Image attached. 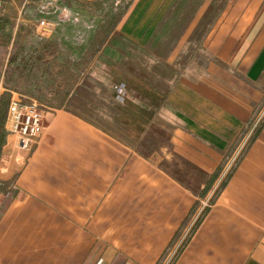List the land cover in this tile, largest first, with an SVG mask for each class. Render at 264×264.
<instances>
[{
    "label": "crops",
    "instance_id": "0c3cea01",
    "mask_svg": "<svg viewBox=\"0 0 264 264\" xmlns=\"http://www.w3.org/2000/svg\"><path fill=\"white\" fill-rule=\"evenodd\" d=\"M229 11L208 42L218 62L207 72L165 88L124 76V105L139 118L126 136L61 107L30 154L4 142L0 184L13 196L2 205L0 190V264H264V127L190 232L202 209L191 216L193 207L237 162L264 94V0ZM153 15L129 10L103 47H159ZM155 129L164 139L147 151L142 137Z\"/></svg>",
    "mask_w": 264,
    "mask_h": 264
},
{
    "label": "rangeland",
    "instance_id": "374dc122",
    "mask_svg": "<svg viewBox=\"0 0 264 264\" xmlns=\"http://www.w3.org/2000/svg\"><path fill=\"white\" fill-rule=\"evenodd\" d=\"M258 2L0 0V99L4 96L7 100V111L13 95L36 101L45 115L46 123L48 115L55 109L67 108L104 130L126 136L139 118L124 105L127 97L121 96V90L117 88L124 86L126 91L129 88L124 76L135 79L142 77L165 88L166 81L174 77L182 74L195 77L207 72L209 65L217 61L213 48L208 46L214 30L227 24L225 20L229 18L227 14H230V9L253 7ZM131 9H141L146 17L141 18L146 21L154 14L150 23L158 28L153 32L152 39L160 44L159 47H103L108 35ZM43 19L49 22L46 30L39 26ZM118 73H121V79ZM261 78L260 85L264 92V72ZM119 117L121 123L118 122ZM263 121L264 94L241 134L242 138L248 130L251 133L245 147ZM3 134L2 145L9 141L20 146L19 139L10 135L6 126ZM142 139L148 151L149 142L158 143L164 139L163 132L155 129L153 134H146ZM36 141L27 149H19L30 154ZM1 159L0 149V166ZM0 190L6 191V196L2 198V205H5L13 196L12 183L0 184ZM216 190L202 205L197 202L191 216L202 207L199 218L210 207ZM200 196L205 197L202 192ZM181 234L182 230L169 250L174 248ZM186 239L175 247V255ZM172 261L173 258L168 264H172Z\"/></svg>",
    "mask_w": 264,
    "mask_h": 264
},
{
    "label": "built area",
    "instance_id": "2783aa9c",
    "mask_svg": "<svg viewBox=\"0 0 264 264\" xmlns=\"http://www.w3.org/2000/svg\"><path fill=\"white\" fill-rule=\"evenodd\" d=\"M39 26L46 30L49 28V22L43 19ZM117 88L124 97L126 88L124 86ZM5 126L10 135L19 139L20 147L27 149L32 142L43 135L46 128L45 115L36 101L13 95L8 105Z\"/></svg>",
    "mask_w": 264,
    "mask_h": 264
},
{
    "label": "trees",
    "instance_id": "16d2710c",
    "mask_svg": "<svg viewBox=\"0 0 264 264\" xmlns=\"http://www.w3.org/2000/svg\"><path fill=\"white\" fill-rule=\"evenodd\" d=\"M7 100L5 99V97H1L0 99V149L2 147V143L4 140V134L3 132L5 131V119H6V115H7ZM264 127V121L263 123H261V125L253 132L252 137L249 141V143L247 144V146L245 147L244 151L242 152L241 156L237 159V162H235V164L233 165V167L231 168V170L228 172V174L226 175V178L221 182V184L219 185V187L217 188L216 192H215V196L212 199V203H214L217 199V197L220 195L221 191L224 189V187L227 185L229 179L232 176V173L234 171V168L236 167V164L240 161V158L242 157L243 153L252 145V143L257 139V137L259 136L260 132L262 131ZM224 163L221 164L217 170L210 176V178L208 179L205 188L202 191V195L205 196L210 189L212 188V186L214 185L215 181L217 180V178L219 177V174L221 173L222 169H223ZM197 204V203H196ZM195 204V206H196ZM195 206L193 207L191 214L193 213ZM210 207H207L202 215L198 218V220L196 221L193 229L191 230V232H193L196 227L200 224V222L202 221V219L204 218V216L208 213Z\"/></svg>",
    "mask_w": 264,
    "mask_h": 264
}]
</instances>
